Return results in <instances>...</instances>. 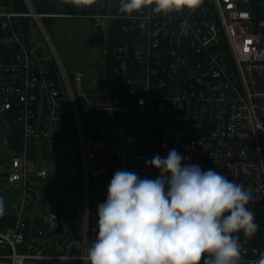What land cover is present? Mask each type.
Wrapping results in <instances>:
<instances>
[{
  "label": "built area",
  "instance_id": "built-area-1",
  "mask_svg": "<svg viewBox=\"0 0 264 264\" xmlns=\"http://www.w3.org/2000/svg\"><path fill=\"white\" fill-rule=\"evenodd\" d=\"M38 4L0 0V128L10 158L2 176L19 194L15 212L0 216V264H87L98 235L92 206L107 199L114 173L155 180L160 173L146 160L166 158L171 149L186 164L252 189L254 202L246 208L259 230L251 239L242 230L233 235L240 238L241 264L258 260L264 252V18L254 0H203L195 10L169 14L153 13V5L131 15L119 12L120 0L81 6L68 0L63 14L41 13ZM49 18L88 19L92 34L102 32L101 77V69H66L47 32ZM32 25L54 61L35 57ZM39 148L43 158L70 160L82 172L83 236L60 252H49L48 240L65 232L63 197L70 192L64 185L37 193L31 185L49 177Z\"/></svg>",
  "mask_w": 264,
  "mask_h": 264
},
{
  "label": "clouds",
  "instance_id": "clouds-1",
  "mask_svg": "<svg viewBox=\"0 0 264 264\" xmlns=\"http://www.w3.org/2000/svg\"><path fill=\"white\" fill-rule=\"evenodd\" d=\"M78 6L94 0H72ZM203 0H120L119 12L131 15L149 8L156 14L195 10ZM171 149L146 166L159 171L155 179L117 170L107 199L97 208L98 235L87 249V264H241V230L253 238L259 225L246 208L254 202L251 188ZM5 202L0 197V216ZM228 213V215H225ZM249 264H264V252Z\"/></svg>",
  "mask_w": 264,
  "mask_h": 264
},
{
  "label": "rangeland",
  "instance_id": "rangeland-1",
  "mask_svg": "<svg viewBox=\"0 0 264 264\" xmlns=\"http://www.w3.org/2000/svg\"><path fill=\"white\" fill-rule=\"evenodd\" d=\"M68 0H58V3L44 2L37 5L38 11L45 14H63L68 13L66 2ZM47 32L53 41L61 59L69 72L75 70L84 71L86 68H93L98 73L101 69L100 62L101 51L99 47L92 50L85 48L87 37L93 32L92 21L88 19H68V18H49L45 20ZM264 31V26L261 27ZM31 34L35 40V45L38 47V52L33 50L36 58L41 57L45 61H54V56L49 48V43L44 37V34L38 30L34 25L31 27ZM41 107V106H40ZM67 113L69 118H72V113L69 105L67 106ZM65 131L63 143H66ZM7 135L6 132L0 128V197L4 198L5 211L4 214L15 212L17 203L19 201V194L7 182L6 178L2 176L7 171V166L10 161L7 153ZM72 157L78 158L79 151L69 149ZM38 161L43 162L44 166L49 172L48 179L42 181H33L31 185L35 186L37 193L41 190L59 189L66 185L69 188V197H63V201L67 200L65 207L63 222L65 224V232L62 236L51 238L48 240L50 244L49 252H60L64 249L66 243L70 240L81 239L83 236L82 230V214H83V197L81 187L78 184L82 179V172L79 165H74L70 160L55 161L50 158H43L42 150L39 148L37 153ZM79 160V159H78ZM78 172V179H73L74 171ZM99 203L94 202L92 206V213L96 214L93 220V225L97 227L98 216L97 208ZM38 209L34 208L30 211V216L35 218ZM3 214V215H4ZM2 215V216H3ZM69 223L73 224L74 229L69 227ZM53 245L54 248H51Z\"/></svg>",
  "mask_w": 264,
  "mask_h": 264
},
{
  "label": "water",
  "instance_id": "water-1",
  "mask_svg": "<svg viewBox=\"0 0 264 264\" xmlns=\"http://www.w3.org/2000/svg\"><path fill=\"white\" fill-rule=\"evenodd\" d=\"M36 3H43V2H51V3H56V0H35ZM104 45V42H103V34L102 32L99 30L97 33L95 34H90L87 39H86V42H85V48L88 49V50H92L93 48L95 47H102ZM93 78V73L92 71L89 69L86 71V79H87V82L89 83ZM68 143H70L73 147H75V143L73 142V140H69ZM102 156H100V159L99 161H102ZM114 160V157H110V161H113ZM4 176H6L7 174L4 173L3 174ZM58 193H65L66 192L64 191H58ZM62 214V211L60 212V215ZM62 232V226L59 227L58 229V233H61Z\"/></svg>",
  "mask_w": 264,
  "mask_h": 264
},
{
  "label": "trees",
  "instance_id": "trees-1",
  "mask_svg": "<svg viewBox=\"0 0 264 264\" xmlns=\"http://www.w3.org/2000/svg\"><path fill=\"white\" fill-rule=\"evenodd\" d=\"M254 3L258 12V18H264V0H254Z\"/></svg>",
  "mask_w": 264,
  "mask_h": 264
}]
</instances>
